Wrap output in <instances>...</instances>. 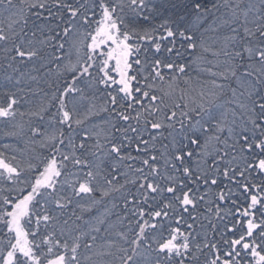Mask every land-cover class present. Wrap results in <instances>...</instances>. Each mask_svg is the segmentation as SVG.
<instances>
[{
    "label": "snow or ice",
    "instance_id": "obj_1",
    "mask_svg": "<svg viewBox=\"0 0 264 264\" xmlns=\"http://www.w3.org/2000/svg\"><path fill=\"white\" fill-rule=\"evenodd\" d=\"M208 3L0 0V264H264V0Z\"/></svg>",
    "mask_w": 264,
    "mask_h": 264
},
{
    "label": "trees",
    "instance_id": "obj_2",
    "mask_svg": "<svg viewBox=\"0 0 264 264\" xmlns=\"http://www.w3.org/2000/svg\"><path fill=\"white\" fill-rule=\"evenodd\" d=\"M208 6L211 7V0H209ZM209 43H212V41L209 40ZM208 59L209 60H212L213 59L212 56H211V54H208ZM208 66L211 67V65H208ZM188 71H189V74L192 75L194 78L197 76V72H196V70H194V68H189ZM27 107H28V104L25 103L24 101H22V103H21V110L23 111ZM25 119H27V117H25ZM2 142H8V141L5 140V138L2 135V132H0V143H2ZM116 211H119V209H117ZM111 219L114 222L116 221V217L115 216H112Z\"/></svg>",
    "mask_w": 264,
    "mask_h": 264
}]
</instances>
